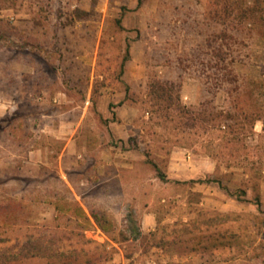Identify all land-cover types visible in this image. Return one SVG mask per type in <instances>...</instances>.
<instances>
[{"label": "rangeland", "instance_id": "374dc122", "mask_svg": "<svg viewBox=\"0 0 264 264\" xmlns=\"http://www.w3.org/2000/svg\"><path fill=\"white\" fill-rule=\"evenodd\" d=\"M145 209L264 264V0H0V261L108 264Z\"/></svg>", "mask_w": 264, "mask_h": 264}, {"label": "crops", "instance_id": "0c3cea01", "mask_svg": "<svg viewBox=\"0 0 264 264\" xmlns=\"http://www.w3.org/2000/svg\"><path fill=\"white\" fill-rule=\"evenodd\" d=\"M120 179L113 177L107 180ZM118 183L122 184V179ZM83 196L77 195V198L81 200L80 198ZM84 211L95 226L94 230L84 229V232L97 233L96 236L103 242L110 241L106 231L95 223L92 212L85 206ZM132 216L138 220V223L127 225L126 228H128V232H138L137 238L134 240L128 236L125 241H112L118 247L119 252L108 264H245L246 255L239 250L240 246L236 243L219 241L208 243L203 239H193L192 234L185 233L182 236L176 230L170 231L167 239L157 238L156 212L150 209L134 210ZM144 237L147 238L145 242L143 241ZM130 246L132 249H129Z\"/></svg>", "mask_w": 264, "mask_h": 264}, {"label": "trees", "instance_id": "16d2710c", "mask_svg": "<svg viewBox=\"0 0 264 264\" xmlns=\"http://www.w3.org/2000/svg\"><path fill=\"white\" fill-rule=\"evenodd\" d=\"M161 179H162V180H165V176H162ZM76 210L78 211V213L80 214V216H81V217H82L87 223H90V224H91V220H90V218L86 215V213H85V211H84V209H83L82 207L78 206ZM92 218L95 220L96 223H98V225H99L102 229H104V230L106 231L105 227H104L103 225H100V224H99L97 216H96L95 214H93V213H92ZM2 257H3V255H2ZM0 258H1V257H0ZM15 260H16L15 258H9V259L7 258V259H5V260H3V261H0V264H6V263H9V262H13V261H15Z\"/></svg>", "mask_w": 264, "mask_h": 264}]
</instances>
